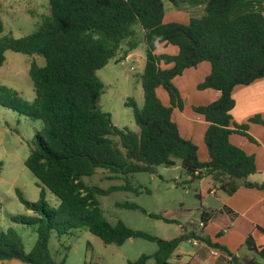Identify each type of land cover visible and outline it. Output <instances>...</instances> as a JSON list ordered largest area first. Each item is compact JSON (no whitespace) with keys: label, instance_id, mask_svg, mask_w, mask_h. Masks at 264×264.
Returning a JSON list of instances; mask_svg holds the SVG:
<instances>
[{"label":"trees","instance_id":"obj_1","mask_svg":"<svg viewBox=\"0 0 264 264\" xmlns=\"http://www.w3.org/2000/svg\"><path fill=\"white\" fill-rule=\"evenodd\" d=\"M167 1L175 6L204 3V13L190 17L186 23H165L164 0H48L49 16L22 38L2 35L4 25L0 19V67L7 51L44 60L43 65L32 62L29 67L35 93L32 102L20 98L15 89L0 84L1 107L43 123V130L36 133L34 147L25 161L42 185L38 202L27 201L17 190L24 207L43 218L28 252L17 233L8 230L6 241L0 240V262L64 264V259L57 262L50 253L51 233L55 231L59 238L78 228H86L105 244L120 246L131 238L156 243L153 255H141L132 264H145L150 257L155 264H169L178 246L191 238L226 252L223 246L195 231L162 239L130 229L121 221L111 225L102 216L95 198L113 191L139 193L128 180L131 175L152 173L158 165L173 166L175 160L180 161L190 182L218 172L240 180L245 187L264 190V183L247 181L257 172L255 157L229 139L230 135L239 134L255 142L248 134L249 123L264 125L258 116L238 125L231 115L234 87L264 78V0ZM135 25L142 30L145 44V64L140 76L144 102L141 109L133 100L126 105L133 107L138 133L116 127L110 114L98 109L104 84L96 74L116 57L123 44H128L123 59L137 48ZM157 44L175 47L177 53L157 54ZM202 62L210 64V73L197 88L220 92L216 101L193 107L209 123L204 133L208 154L205 162L198 159L197 146L180 135L172 117L174 109L183 107L173 80ZM159 89L166 92V103L160 99ZM98 169L113 174L111 179L124 180V184L108 189L88 186L83 178L93 176ZM45 189L59 200L57 210L47 207ZM236 189L237 185H233L227 193ZM118 206L140 209L130 203ZM226 213L225 208L202 211V224L210 217L216 224L226 221ZM147 215L173 222L161 215ZM11 219L31 224L21 216ZM220 225V229L226 228ZM246 242L264 261V248L257 250L250 235ZM228 255L234 264H264L256 258L238 263L233 255Z\"/></svg>","mask_w":264,"mask_h":264},{"label":"rangeland","instance_id":"obj_2","mask_svg":"<svg viewBox=\"0 0 264 264\" xmlns=\"http://www.w3.org/2000/svg\"><path fill=\"white\" fill-rule=\"evenodd\" d=\"M164 3L165 23H183V19L188 15L185 8H189L191 5L183 3L175 6L167 0H164ZM193 13L201 15L200 10ZM49 14L48 0H0V19L4 25L2 35H10L14 38L25 37L35 31ZM134 30V40L138 42L137 48L132 51L134 56L126 60L123 59V54L120 57L122 59L117 56L111 58L96 73L104 84V90L99 97L97 107L110 114L112 123L116 127L128 128L138 133L139 128L133 118V107L126 105L128 101L133 100L136 107L141 109L144 102L140 76L145 64V44L140 27L135 25ZM125 46L127 48L128 44L125 43ZM176 51L175 47L170 46L167 53L171 54ZM32 62L43 65L44 60L39 56L7 51L5 62L0 67V84L15 89L20 98L28 102H32L35 98L29 76V67ZM204 65L207 66L208 63L203 62ZM200 73L201 71H198L197 77L201 75ZM186 78L178 76L173 80L179 94L181 93L180 84H187ZM196 89L193 90L201 91L197 87ZM165 93L162 89L158 91L163 103L167 101ZM183 95L186 96V93ZM180 97L181 100L183 99L182 104L188 103L187 97L182 95ZM173 120L180 130V110L177 109ZM190 125L189 123L188 126ZM195 127L194 133L196 134L192 135L194 136L193 140L190 136H188L189 138L185 137V134L180 135L197 146L198 159L202 162V159H205L202 156V151L204 150L205 155L207 151L203 134H200L201 129L198 125ZM42 130L43 123L40 120L31 119L0 106V240L6 241L8 230H14L20 237L26 252L30 251L35 243L36 229L43 217L24 207L19 200L17 190L27 201L38 202L42 185L25 166V161L34 147L36 133L42 132ZM221 174L229 178L225 174ZM111 178H114L113 174L98 169L96 174L83 178V180L88 186H96L101 189L124 184L122 179ZM229 179L234 182L232 186L240 182L237 179ZM128 180L132 188L137 189L139 193L113 191L108 195H95L102 216L111 225L121 221L130 229L143 231L162 239H171L184 231L189 233L194 228L199 230V217L203 210L215 212L210 210L212 206L216 205L214 197L210 196L203 202L197 197L199 189L208 193L206 189L209 184L202 183L200 179L190 182V177L181 167L179 160H175L173 166H155L152 173L141 172L131 175ZM213 182L217 187L220 185V180L217 178L213 179ZM45 202L47 207L52 210H57L60 203L47 189H45ZM124 203L135 204L140 209L118 206V204ZM141 209L147 214L161 215L173 222L149 217ZM12 216H21L31 224L15 223L11 219ZM49 250L55 261L60 262L64 259V264H132L141 255H153L157 251V245L140 238L128 239L120 246L105 244L86 228H78L59 238L53 231L49 241ZM180 250L185 253L183 259L187 262L188 254L193 252V247L184 241L173 256H176ZM0 264H8V262H0ZM145 264H155L154 258L150 257Z\"/></svg>","mask_w":264,"mask_h":264},{"label":"crops","instance_id":"obj_3","mask_svg":"<svg viewBox=\"0 0 264 264\" xmlns=\"http://www.w3.org/2000/svg\"><path fill=\"white\" fill-rule=\"evenodd\" d=\"M204 6V3H202L185 8L188 15L183 19V23H186L190 16L200 17L203 15L202 11H204ZM197 10H200V16L193 13ZM164 22H166V16H164ZM169 47L170 46L164 44H157L156 53L170 54L167 53ZM160 48H162V50H160ZM126 49L125 44L122 45L121 50L116 56L120 58ZM176 53L177 51L171 53V55ZM133 56L134 53L131 52L125 57V60ZM208 65L203 66L202 62L196 68L185 70L181 75L182 77H187V84H180V95L187 97L188 103L184 102L182 109H180L179 131L180 134H185L184 136L187 138H189L188 136L192 137V140L194 139L192 135L196 134L194 133V128L196 129L195 125L200 127V134H203V141L205 130L209 125L202 115L193 111V107L212 103L220 96V92L213 89L196 91L197 85L210 73V64L208 63ZM198 71H201L199 77H197ZM185 93L186 96L183 95ZM232 97L235 105L231 111V115L232 121L235 124H246L249 119L255 116L264 120V78H260L249 85L235 86L232 91ZM176 111L177 109H174L172 117ZM189 123L191 124L190 126H188ZM248 134L255 142L239 134H232L229 139L232 144L241 148L248 155H253L255 157L257 172L250 175L247 181L255 184H262L264 183V125L249 123ZM202 156L205 157V159H202V162L208 161V154L205 155L204 150L202 151ZM216 178L220 180V185L218 187L215 182H213V179ZM200 181L202 183L207 182L209 185L206 189L208 193L199 189L197 193L198 198L203 202L210 196L214 197L216 205L212 206L210 210L216 212L225 208L227 210L225 215L226 221H221V223L216 224L213 218L210 217L209 221L203 225L200 214L199 230L194 228L192 231L209 237L212 243L223 246L226 252L220 250L215 251L216 249L211 248L205 242L196 238H191L186 240V243L193 247V252L188 254L189 260L187 262L184 261L183 256L185 253L180 250L176 256H173L175 252L172 254L169 259V264H234L231 263L228 254L233 255L238 263L251 258H256L259 262H262V260L256 256L255 252L250 249L246 241L250 235L257 250L264 248V190L248 188L242 185L241 182H237L236 191L232 194H228L227 191L232 188L234 182L218 172L207 175L201 178ZM203 211L208 212L206 210ZM220 224L226 225V228L220 229L218 226ZM185 233L187 234L188 232L184 231L180 235ZM190 240H198L200 244L193 245ZM213 251H215L217 255H213ZM8 264L21 263L12 260L9 261Z\"/></svg>","mask_w":264,"mask_h":264},{"label":"built area","instance_id":"obj_4","mask_svg":"<svg viewBox=\"0 0 264 264\" xmlns=\"http://www.w3.org/2000/svg\"><path fill=\"white\" fill-rule=\"evenodd\" d=\"M190 242H191L193 245H199V244H200V242H199L198 240H190ZM215 251H217V250H215ZM215 251H213V255H217Z\"/></svg>","mask_w":264,"mask_h":264}]
</instances>
